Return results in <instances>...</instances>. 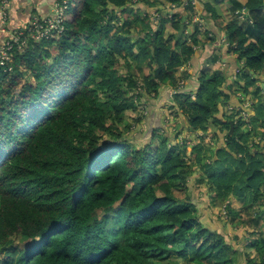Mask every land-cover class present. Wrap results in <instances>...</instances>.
Instances as JSON below:
<instances>
[{"label": "trees", "instance_id": "16d2710c", "mask_svg": "<svg viewBox=\"0 0 264 264\" xmlns=\"http://www.w3.org/2000/svg\"><path fill=\"white\" fill-rule=\"evenodd\" d=\"M185 2L69 0L62 32L13 49L0 68V264H149V255L264 264V0L222 1L227 21L204 5L210 42L222 32L239 69L235 80L217 69L218 49L194 91L184 85L166 104L185 117L187 135L218 128L214 146L191 150L186 137L178 141L181 129L156 135L140 110L163 87L191 79L185 67L205 46L210 28L194 25ZM232 91L252 101L248 122L225 112ZM136 111L131 139L128 112ZM203 182L226 217L201 206ZM232 200L249 215L240 243L202 221L210 212L239 225Z\"/></svg>", "mask_w": 264, "mask_h": 264}, {"label": "crops", "instance_id": "0c3cea01", "mask_svg": "<svg viewBox=\"0 0 264 264\" xmlns=\"http://www.w3.org/2000/svg\"><path fill=\"white\" fill-rule=\"evenodd\" d=\"M239 1L244 4L246 0H239ZM58 2L59 0H8L7 4L5 5V8L7 9H4L3 4L0 3V29L5 28V30L8 31L12 29L21 28L26 24H28L34 16H37L39 18L53 17L55 6ZM202 2H203L202 0H197V5L195 6V12L200 13L201 20L205 21L204 29L202 31H206V28L208 26V28H210L209 30L210 32L208 34V37L207 36L205 37V35L202 36L203 39L202 41L206 42L205 46L202 47L199 51H197L196 55L194 56L193 60L190 62L189 66L185 67L186 71L188 73H191L190 75H192V77L191 79H186L184 90L191 92L194 91L193 81L196 75L198 74L199 70L201 69V67H203V62L205 61L206 58H209L214 51H217L218 49H221V53H222L221 54L222 60L219 62V66H220L219 69L227 73V75L228 74L231 75L232 79L234 74H237L239 69L237 56L235 54L234 55L224 54L226 52V47L229 44L226 36L222 32L216 33L217 35L213 40L214 42L213 41L210 42L209 38L211 39L214 38V35L212 37V34H214L215 32L212 31L214 26L212 25L210 20L207 21L206 15L208 14L204 9V5L212 4V3L203 2L204 3L203 4ZM184 4H186V2ZM204 11L205 14L203 15ZM227 20L228 19H226V21ZM4 38L5 35L0 33V41ZM206 39L209 42L206 41ZM172 88L173 87L171 85H167L161 89V92L158 97L156 98L148 97L147 104L149 105V108L147 110V114L149 116V119L153 120L154 110L156 108L157 102L159 103L160 101H163L166 103V101L168 100L167 102H169V104H173L172 102L173 97L172 96L170 97V90ZM232 92H233L232 94L234 95L231 96L230 101L229 103L226 104V108H225V112H228L227 115L231 114L232 112H235L240 114L243 120H245L244 117L247 114L249 115V119L253 117L254 112L251 106L247 105L246 107H244V104L246 102L243 101L242 99H239L238 97L239 92L237 91H232ZM246 101L248 102L249 100ZM228 108H230V111H228ZM159 117L162 118V116ZM163 123L164 121L162 118L157 126L151 127L152 131L155 128H160V131H164L165 128H163ZM147 126L149 128V122Z\"/></svg>", "mask_w": 264, "mask_h": 264}, {"label": "rangeland", "instance_id": "374dc122", "mask_svg": "<svg viewBox=\"0 0 264 264\" xmlns=\"http://www.w3.org/2000/svg\"><path fill=\"white\" fill-rule=\"evenodd\" d=\"M61 1L62 0H59L58 3H61ZM202 1L206 2V3H209V2L212 3L213 6L215 5L216 9L218 10V12L220 13L221 16L223 15L224 17L229 19V17L227 16V13L224 11L225 10V4L222 3V1L226 2L228 0H221V1L220 0H202ZM196 2H197V0H196ZM204 14H205V11L203 12V15ZM157 15L155 14L154 17L157 16ZM160 16H161V14H160ZM200 16H201L200 13H198V15L194 16L193 17V22H194V25H197L200 28V30L202 31L204 29L205 21L201 20ZM62 31H63V29L60 32H62ZM189 32L190 31H188V33ZM206 41H207V39H206ZM219 68H220V66H218L217 69H219ZM190 74L191 73H189L188 75H190ZM262 76L264 77V74H262ZM181 81H183L184 85H185L186 80H181ZM140 85L141 84H139V86ZM140 87H142V86H140ZM233 89H235V88H233ZM171 94H173V92ZM171 94H170V97H171ZM172 97H174V95H172ZM172 100H174V99H172ZM167 101H166V103L163 102V101H160L159 103L157 102L156 108L154 110L153 120L149 119L148 114H145L146 111L149 108V105L147 104V102H145V109L144 110L140 109L141 111H143V114L145 115V118L147 117L146 118V124H147V121H148L149 122V130L150 131L152 130L151 127L157 126L159 124L160 120L163 118V121H164L163 128H165L166 131L174 133V135H175L180 129L182 130V133L178 135L179 136L178 141L182 142L184 140V138L186 137V140H188L187 146L189 147L188 148L189 150H191L193 148V146L196 145L199 142L201 144H203V146H207V145H213L214 146L215 140H214L213 135L216 134L217 129H218L217 127L211 125V127L208 129V132L206 134L205 133L203 134V132L202 133L201 132H198V133L190 132L187 135L185 133V131H186L185 127L188 124L186 122L185 117L182 116L181 118H182L183 121L181 122V119H180V122H179L175 118L176 117L175 112L176 111L180 112V110H176V108H174V107L171 110L169 108V105L168 106L166 105L167 103H169ZM228 111H230L229 108H228ZM136 112L135 113L128 112V115H129V118H130L129 121L132 122L133 129L130 132L127 131L129 134L127 132L126 133H127V135H131L130 136L131 139L136 138V136L139 135V131H140L139 130L140 126H138L137 122H135L137 117H139L140 115L138 113L139 111H136ZM226 113H228V112H226ZM159 116H162V118L159 117ZM144 120L145 119L143 117V121ZM142 124H144V122H142ZM153 132L157 135L156 130H154ZM145 133H146V130H145V132H143V135L149 136V135H147ZM159 133H161V131H159ZM201 135H205V137L204 138H200ZM142 139H143V137H141V139H140V136H139V140H142ZM155 144L157 145L158 143H155ZM155 147L156 146H154L153 149H155ZM197 187H198V191H197V194H195L196 198L199 199V201H202L200 199L204 200V202H200V203H202L201 206H203V207L210 206L211 212H213L215 215H217V212L220 211V212H222L221 215L223 214L224 217H226L227 212H228L227 208L225 209V212H224L220 207H216V206L213 205V203H212V197L213 196L211 194H209V192H208L207 182H203L201 185H199ZM231 204H232L231 208H232V210L234 212H240L239 213V217H238V219L240 220L239 221V223H240L239 225L235 224L236 223L235 220H234V222L230 221V222H227L226 224H223V223H221V220H218V218H215L212 214H210V212H207V213L205 212L206 214H203L202 221L207 227H211L213 229L218 228V230L220 232L227 233L228 239L234 240V239L237 238L236 241L238 243H240V242H242V240H244L246 238H249V237H246L249 234L244 231L245 230L244 229L245 221H247V218H248L249 215H247V213L244 211L243 203L241 202V200H236V201L232 200ZM259 211L261 212L262 215H264V207H259ZM252 213H253V215L256 214V212L253 210V208H252ZM223 215L221 216L222 218H224ZM262 228L264 229V221H263V224H262ZM249 230H251V229H249ZM239 235L242 236V237H240ZM234 243L237 246V243L235 241H234ZM147 261L149 262V264H184V261H182V260H178V259H164L161 256H157V255L156 256L149 255Z\"/></svg>", "mask_w": 264, "mask_h": 264}, {"label": "built area", "instance_id": "2783aa9c", "mask_svg": "<svg viewBox=\"0 0 264 264\" xmlns=\"http://www.w3.org/2000/svg\"><path fill=\"white\" fill-rule=\"evenodd\" d=\"M8 0H0V3L3 4V8H5V5L7 4ZM191 4L194 9L197 5L196 0H187L186 4ZM69 6V0H62L61 3H57L54 10L53 17H46V18H39L37 16H34L28 24L25 26L18 28V29H12L6 31L5 28L0 29V33L5 35V38L0 41V68L5 67L8 62L10 61L11 53L14 48L21 49L22 47L26 46L28 43V40L30 38H47L53 30H56L57 32H60L62 28V23L64 21L65 13ZM241 11V18H243L244 10ZM4 13V12H3ZM198 13L194 12V16H196ZM182 70V69H181ZM183 71V70H182ZM237 79V74H234L233 80ZM184 87V82L179 80L178 86L175 88H172L170 90V94L173 92L172 95H175L176 93L180 92L182 88ZM241 93H239L238 96L241 97ZM243 100V99H242ZM244 107L247 105L251 106L252 101H245ZM230 109V108H229ZM233 109V108H232ZM245 121H249V115L247 114L244 117ZM248 129H251L250 124L247 125ZM255 141H260V139H256Z\"/></svg>", "mask_w": 264, "mask_h": 264}, {"label": "water", "instance_id": "95a60500", "mask_svg": "<svg viewBox=\"0 0 264 264\" xmlns=\"http://www.w3.org/2000/svg\"><path fill=\"white\" fill-rule=\"evenodd\" d=\"M183 21H185V18ZM183 31H184V25H181L180 30L178 32V35L180 36L183 33ZM245 72L248 73L250 71L248 69H245ZM251 73H253V72L251 71ZM233 129H234V126L232 124H230V129H229L230 134L233 132Z\"/></svg>", "mask_w": 264, "mask_h": 264}]
</instances>
